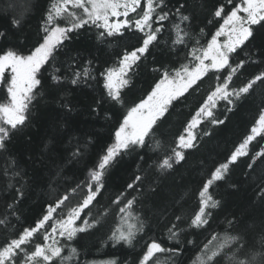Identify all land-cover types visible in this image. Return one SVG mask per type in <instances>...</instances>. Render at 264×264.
I'll list each match as a JSON object with an SVG mask.
<instances>
[{
    "label": "snow or ice",
    "instance_id": "6c2138e0",
    "mask_svg": "<svg viewBox=\"0 0 264 264\" xmlns=\"http://www.w3.org/2000/svg\"><path fill=\"white\" fill-rule=\"evenodd\" d=\"M30 7L27 0L19 7L14 3L8 5L5 11H12L13 27L23 26ZM203 7L193 0H177L175 4L169 0H50L41 15V26L31 48H0V85L6 89L5 101L0 102V155L4 156L0 171L11 180L19 182L23 176L9 146L13 137L28 126L33 108L43 98L45 72L57 89L87 84L100 77L104 95L95 101L93 111L98 112L107 103L125 109L112 143L88 169L85 180L45 202L44 211L34 225L22 228L0 245V264H87L81 261V253L73 242L79 234L102 226L113 214L112 206L119 219L110 230L108 240L113 245L133 247L146 226L138 208V189L143 177L136 175L126 190L111 200L109 207L93 215V208L99 203L97 197L105 189L108 170L122 155L146 147L158 153L156 168L160 173L173 170L185 160L186 150L198 146L200 135H211L209 130L198 133L201 125L225 123L227 116H217L221 102L224 112H231L239 102L254 96L258 87H264V0H216L210 13L212 19L206 18V23L216 21L219 26L201 44L204 28L196 31V22L200 19L198 11ZM90 29H95L100 44L111 46L130 37L135 43L125 45L115 61L98 69L96 57H85L79 52L73 55L68 43L73 34ZM165 33H168L167 40L162 39ZM6 39L7 33L0 31V40ZM161 43L176 59L168 63L154 62L151 68L157 74L154 86L146 98L126 105V90L132 87L133 77ZM61 56L66 59H58ZM249 66H256L257 71L246 76ZM208 81L212 83L192 111L183 132L176 137L175 147L165 150L163 141L156 136L169 109ZM61 107L72 111L68 102ZM106 116L111 118L108 113ZM258 137L264 140V99L242 142L202 182L198 190V211L188 218L187 229L210 228L213 212L221 207V201L210 189L227 178L230 167L239 158L249 155V145ZM92 143L89 137L83 145H77L69 162L82 160ZM257 160L264 163V147L250 157L247 167L253 169ZM62 171L58 168L55 175L60 176ZM8 187L15 191V196L0 213V230L5 232L14 230L11 218L19 220L17 205L24 198L23 186L16 188L9 183ZM255 188V198L264 206V176L258 179ZM131 191H137V195H131ZM183 225V217L174 214L166 225V236L146 241L137 264H180L185 252L180 239L186 230ZM224 225L222 232L212 231L197 246L192 264H264V216L259 224L258 245L254 240L255 223L241 224L233 215L225 217ZM169 241L175 245L167 246ZM186 243L196 245L194 239ZM103 264H117V261Z\"/></svg>",
    "mask_w": 264,
    "mask_h": 264
},
{
    "label": "trees",
    "instance_id": "16d2710c",
    "mask_svg": "<svg viewBox=\"0 0 264 264\" xmlns=\"http://www.w3.org/2000/svg\"><path fill=\"white\" fill-rule=\"evenodd\" d=\"M24 2L25 0H0V31L7 33V39L0 40V48L26 49L31 48L36 42L41 26V15L50 0H27L31 7L23 26L18 29L11 25L12 11L5 9L9 4L14 3L19 7ZM169 2L175 4L177 0ZM193 3L204 6L198 11L200 19L196 22V31L200 27L204 28L201 38V44H204L219 26L216 21L212 24L206 23V18L212 19L210 13L216 0H193ZM162 39L167 40L168 33H165ZM68 43L73 55L79 52L85 57H96L97 68L100 69L115 61L121 49L125 45L135 43V39L130 37L108 46L100 44L96 40L95 29H90L73 34V39ZM58 59L63 60L66 57L61 56ZM170 59L175 60L176 57L170 56L165 45L161 43L153 55L143 61L137 75L133 77L132 87L126 90V105L146 98L157 77V74L151 71L154 62L168 63ZM255 71L256 66H249L246 76ZM211 83L212 81H208L202 84L196 93L189 95L183 102H175L169 109L156 136V139L163 141L165 150L175 147L176 137L183 132L192 111L205 96ZM42 84L43 98L33 108L30 123L13 137L9 146L23 179L19 182L11 180L10 176L0 171V213L15 196V191L8 187L9 183L14 184L16 188L23 186L24 191V198L17 205L19 220L11 218L14 230L10 229L7 232L0 230V245L22 228L34 225L44 211L45 202H50L57 194L85 180L88 169L95 164L103 149L112 143L114 130L125 111L124 108L110 103L101 105L98 112L93 111L95 101L104 95L100 77L87 84L65 85L57 89L53 86L49 73L45 72ZM5 97L6 89L0 85V102L5 101ZM262 99L264 87H258L254 96L239 102L231 112H224V104L221 102L217 116L220 118L227 116L225 123L216 126L207 123L201 125L197 132L209 130L211 135H200L197 140L198 146L186 150L185 160L175 165L173 170L160 173L156 168L158 153H154L150 147L122 155L119 162L108 170L105 189L97 197L99 203L93 208V215L109 207L111 200L124 192L127 184L132 183L136 175H141L143 181L138 189L140 193L138 208L146 222L144 232L134 242L133 247L124 244L113 245L108 236L119 218L114 215L115 206H112L113 214L106 218L102 226L88 233L79 234L73 242L81 253V261L87 264H103L105 261L116 260L117 264H137L145 242L153 237L166 236V225L174 214L183 217V226L186 228L188 218L198 211V190L202 182L210 170L219 162H223L242 142L258 116ZM64 102L70 103L71 112L61 107ZM89 137L93 143L88 145L83 159L79 162H69L74 148L83 145ZM148 143L150 145L151 141ZM261 147H264V140L258 137L249 145V155L239 158L230 167L227 178L210 189L215 198L221 201V207L213 212V220L210 221L208 230L186 228L181 234V246L185 248V252L180 264H192L198 251L197 246L209 238L212 231L222 232L225 217L233 215L239 218L241 224L257 225L254 240L258 245L257 234L261 217L264 216V206L255 198V185L258 179L264 176V163L257 160L251 170L247 165L250 157ZM3 166L4 156L0 155V170ZM58 168H62L63 171L57 177L55 173ZM131 195H137V191H131ZM193 239L196 241L195 246L186 243L187 240ZM174 245V241L167 242V246Z\"/></svg>",
    "mask_w": 264,
    "mask_h": 264
},
{
    "label": "rangeland",
    "instance_id": "374dc122",
    "mask_svg": "<svg viewBox=\"0 0 264 264\" xmlns=\"http://www.w3.org/2000/svg\"><path fill=\"white\" fill-rule=\"evenodd\" d=\"M221 40L223 39V37L220 38Z\"/></svg>",
    "mask_w": 264,
    "mask_h": 264
}]
</instances>
